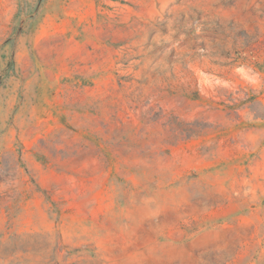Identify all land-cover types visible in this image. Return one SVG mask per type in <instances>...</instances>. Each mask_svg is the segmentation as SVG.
<instances>
[{
	"label": "rangeland",
	"instance_id": "rangeland-1",
	"mask_svg": "<svg viewBox=\"0 0 264 264\" xmlns=\"http://www.w3.org/2000/svg\"><path fill=\"white\" fill-rule=\"evenodd\" d=\"M0 264H264V0H0Z\"/></svg>",
	"mask_w": 264,
	"mask_h": 264
}]
</instances>
